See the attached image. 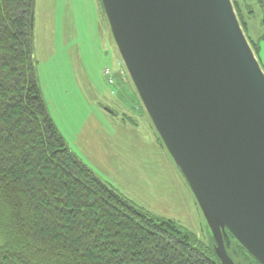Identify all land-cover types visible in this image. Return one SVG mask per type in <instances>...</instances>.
<instances>
[{"label": "water", "instance_id": "1", "mask_svg": "<svg viewBox=\"0 0 264 264\" xmlns=\"http://www.w3.org/2000/svg\"><path fill=\"white\" fill-rule=\"evenodd\" d=\"M264 8V0H257ZM119 57L220 264H264V69L232 0H101ZM34 0L31 3L33 26ZM235 252V251H233Z\"/></svg>", "mask_w": 264, "mask_h": 264}, {"label": "trees", "instance_id": "2", "mask_svg": "<svg viewBox=\"0 0 264 264\" xmlns=\"http://www.w3.org/2000/svg\"><path fill=\"white\" fill-rule=\"evenodd\" d=\"M31 3L0 0V264H220L212 246L137 210L70 150L32 57ZM232 250L238 264H258L233 238Z\"/></svg>", "mask_w": 264, "mask_h": 264}, {"label": "rangeland", "instance_id": "3", "mask_svg": "<svg viewBox=\"0 0 264 264\" xmlns=\"http://www.w3.org/2000/svg\"><path fill=\"white\" fill-rule=\"evenodd\" d=\"M237 1L264 67L262 9L257 0ZM32 24L43 98L70 150L137 210L213 250L199 205L119 57L101 0H34Z\"/></svg>", "mask_w": 264, "mask_h": 264}, {"label": "built area", "instance_id": "4", "mask_svg": "<svg viewBox=\"0 0 264 264\" xmlns=\"http://www.w3.org/2000/svg\"><path fill=\"white\" fill-rule=\"evenodd\" d=\"M107 76L109 75V71L106 69L104 72ZM109 82L112 83L111 79L109 78Z\"/></svg>", "mask_w": 264, "mask_h": 264}, {"label": "crops", "instance_id": "5", "mask_svg": "<svg viewBox=\"0 0 264 264\" xmlns=\"http://www.w3.org/2000/svg\"><path fill=\"white\" fill-rule=\"evenodd\" d=\"M128 89V88H127Z\"/></svg>", "mask_w": 264, "mask_h": 264}]
</instances>
